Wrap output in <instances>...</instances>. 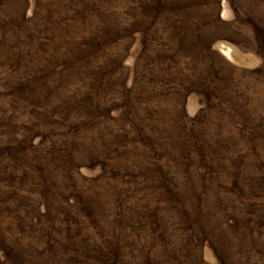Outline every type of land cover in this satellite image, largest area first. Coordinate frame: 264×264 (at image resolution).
<instances>
[{
    "label": "rangeland",
    "instance_id": "374dc122",
    "mask_svg": "<svg viewBox=\"0 0 264 264\" xmlns=\"http://www.w3.org/2000/svg\"><path fill=\"white\" fill-rule=\"evenodd\" d=\"M0 264H264V0H0Z\"/></svg>",
    "mask_w": 264,
    "mask_h": 264
}]
</instances>
